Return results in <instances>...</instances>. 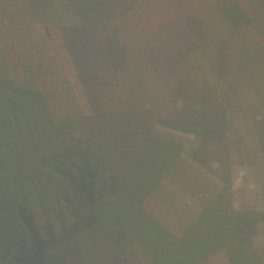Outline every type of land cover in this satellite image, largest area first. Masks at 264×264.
<instances>
[{"label": "rangeland", "instance_id": "374dc122", "mask_svg": "<svg viewBox=\"0 0 264 264\" xmlns=\"http://www.w3.org/2000/svg\"><path fill=\"white\" fill-rule=\"evenodd\" d=\"M3 78L39 91L49 121L70 126L50 143L54 128L29 132L7 112L35 152L1 166L0 264H162L147 251L155 233L179 240L166 258L189 264L203 250L182 236L206 224L211 203L264 264V0H0ZM88 147L102 156L96 173ZM115 158L117 173L137 163L119 182L106 163ZM241 168L255 191H232ZM152 184L193 221L181 236L166 234L162 223L179 218ZM217 251L197 264H219Z\"/></svg>", "mask_w": 264, "mask_h": 264}, {"label": "trees", "instance_id": "16d2710c", "mask_svg": "<svg viewBox=\"0 0 264 264\" xmlns=\"http://www.w3.org/2000/svg\"><path fill=\"white\" fill-rule=\"evenodd\" d=\"M19 83L20 81L17 82L11 78L0 79V171L4 169L1 166H3L4 163H6L11 157L10 156L9 158H7V156L12 155L14 151H18L19 153H21L20 158L24 157L23 158L24 162L27 161L26 160L27 155L31 154L32 152H35V150H28L26 146H23L21 144L20 142L21 134L19 133L18 130H16L14 124H12V121H10L9 117L6 115L9 110H12L14 112L16 123L22 124L21 123L22 121H26V124H28L29 126L28 129L29 132H33L32 125L35 122H37L38 125L42 127L45 126V127L54 128V131L55 132L57 131L56 132L57 134H55L56 137L52 139L50 143L55 142L60 144L61 141L64 142V138L66 137L64 135H66V133L64 134L63 132H60V129L62 127L68 128L70 126V122L64 123L65 125L64 124L56 125L53 124L51 121H49L50 119L47 115L48 112H46L45 104L41 99V93L33 89V87H27L26 83L25 86L20 85ZM107 116L116 118L117 115H107ZM102 117L105 118L106 116H102ZM42 141L45 142V140ZM39 146H40V141L38 147ZM79 147L76 146V148ZM79 149H81V147ZM88 149L89 147L85 149L86 151H84V155L81 156H83V159L88 165L92 166L91 170L96 173L99 170V166L101 164V163L99 164L97 161L101 162L100 159L102 158V156H99L94 153L92 155L93 160H91L89 158L90 153ZM85 156L88 157L85 158ZM18 159L19 158L16 159L13 157V162H15V160ZM106 163L109 170L113 173L114 175L113 177L116 178L118 182L120 181V175H123L124 173L127 172H131L133 170V166L137 164V163L136 164L131 163L126 171L117 173L115 172V170L117 164L119 163L118 159L115 158L112 161L111 160L106 161ZM157 168H159V166ZM23 178L25 181L30 179L29 176H23ZM123 182H126L128 186L130 180L127 179L121 180L120 185H123ZM153 187L154 184H152L149 191H151ZM118 193L123 194V196L127 195V192L121 189H119ZM130 193L131 192H129L128 194L129 196ZM99 200H97V202ZM210 205L211 206H209L204 212L207 213L206 224L201 225L198 223V221H196L190 226V228H195L196 233H193L194 232L193 229V231L191 232L190 231L184 232L182 236L183 237L182 240L187 238L193 242L192 245L194 246V249L200 248L203 250L202 252L203 254L201 253V255L197 256L196 258L191 257L190 259L193 260L190 261V263L189 262L188 263L197 264L199 259H201L205 254H208L212 250H214V247L217 245V249L224 250L227 253L229 264H260V262L256 259L254 260H250V258L248 259L247 255L245 254L246 247L245 244L237 236V223L233 221L234 217L230 215L229 212L226 211L223 207L216 205L214 207L212 203ZM216 207L218 209V213L215 215ZM235 211H236L235 215L237 216V218H240V220L243 221L247 219H263V216L260 215L261 213L256 210H235ZM86 229L87 227H85L84 229L81 228L80 234L84 232ZM199 230L201 231V233L199 232ZM78 237H82V235H79ZM148 243L150 249L148 248L147 251L155 255L153 259L159 261L162 264H173V260L169 259L168 257L166 258V256H164V252L178 249L179 240L173 239V241L168 243L165 239V241L162 243L160 238L155 233L153 240L147 242V245ZM162 248H163V254H161ZM126 250H124L121 253H124Z\"/></svg>", "mask_w": 264, "mask_h": 264}, {"label": "crops", "instance_id": "0c3cea01", "mask_svg": "<svg viewBox=\"0 0 264 264\" xmlns=\"http://www.w3.org/2000/svg\"><path fill=\"white\" fill-rule=\"evenodd\" d=\"M27 0H2V2H8L10 4H23L25 3ZM12 14V12H9ZM9 31H11L12 33L14 31H17V33H23L24 34V29H25V25H21L18 22H13L12 26L8 27ZM24 40L22 39L21 42L19 43V48L25 50H30L27 45H25V42H23ZM156 186V185H155ZM155 188V187H154ZM153 188V189H154ZM151 189L150 194L152 196V198H154L156 201H158L161 204V207L167 211L168 213H172L178 216L179 218V222H174V221H169L166 223H162L163 226L167 229V234H172L173 236H181L183 233V227L185 225H187V223H191L193 221H191V218H188L187 216H185V214L183 215V213L180 212V209L176 208V206H167L168 203H166L165 201H163L159 196H156V192ZM153 190V191H152ZM159 197V198H158ZM167 206L168 208L170 207L172 211H168L166 208H164L163 206ZM197 218V217H196ZM187 222V223H186ZM139 244V243H138ZM215 257H219V264H229L228 258H227V253L224 250H219L216 252ZM209 263V262H208ZM139 264H142L139 262Z\"/></svg>", "mask_w": 264, "mask_h": 264}, {"label": "clouds", "instance_id": "9594fccd", "mask_svg": "<svg viewBox=\"0 0 264 264\" xmlns=\"http://www.w3.org/2000/svg\"><path fill=\"white\" fill-rule=\"evenodd\" d=\"M247 176V170L241 168L233 180L232 191L237 192L244 187H247L249 190L255 191L257 188V184L254 181H248L245 183V177Z\"/></svg>", "mask_w": 264, "mask_h": 264}]
</instances>
